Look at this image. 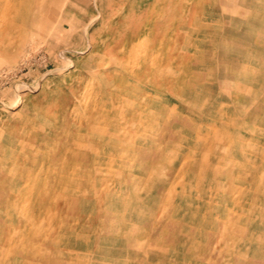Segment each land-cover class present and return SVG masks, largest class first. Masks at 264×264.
Instances as JSON below:
<instances>
[{
	"label": "rangeland",
	"instance_id": "rangeland-1",
	"mask_svg": "<svg viewBox=\"0 0 264 264\" xmlns=\"http://www.w3.org/2000/svg\"><path fill=\"white\" fill-rule=\"evenodd\" d=\"M0 19V264H264V0Z\"/></svg>",
	"mask_w": 264,
	"mask_h": 264
},
{
	"label": "bare ground",
	"instance_id": "bare-ground-1",
	"mask_svg": "<svg viewBox=\"0 0 264 264\" xmlns=\"http://www.w3.org/2000/svg\"><path fill=\"white\" fill-rule=\"evenodd\" d=\"M21 6V5H20ZM15 10H16V8H15ZM10 11V10H9ZM7 12V11H6ZM7 13H9V12H7ZM16 13H18L17 12V10H16ZM30 13V12H29ZM6 14V13H5ZM10 14V13H9ZM0 20H2V19H0ZM6 20H8V19H6ZM6 20H4L3 22H5ZM2 25H3V23H1ZM1 26V25H0ZM1 28V27H0ZM107 85V84H106ZM105 132V131H104ZM106 148V147H105ZM90 171H92V170H90Z\"/></svg>",
	"mask_w": 264,
	"mask_h": 264
}]
</instances>
